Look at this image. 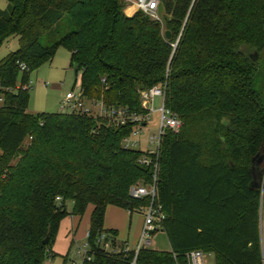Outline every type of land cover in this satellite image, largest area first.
I'll use <instances>...</instances> for the list:
<instances>
[{"label":"trees","instance_id":"obj_1","mask_svg":"<svg viewBox=\"0 0 264 264\" xmlns=\"http://www.w3.org/2000/svg\"><path fill=\"white\" fill-rule=\"evenodd\" d=\"M8 1L0 44L16 35L19 47L0 60V264H44L62 218L89 205L92 259L82 264H131L133 250L101 245L102 233L117 235L105 212L151 203L129 193L155 174L139 160L156 154L123 145L134 123L29 111L30 75L60 46L87 99L144 113L140 93L158 85L182 121L157 154L155 202L171 249L142 247L136 264H188L193 249L215 264H264V188L253 182V169L264 174V0H160L162 20L125 0Z\"/></svg>","mask_w":264,"mask_h":264},{"label":"built area","instance_id":"obj_2","mask_svg":"<svg viewBox=\"0 0 264 264\" xmlns=\"http://www.w3.org/2000/svg\"><path fill=\"white\" fill-rule=\"evenodd\" d=\"M127 3V8L134 7L133 11H143L145 14L150 16L155 20H162V15L160 14V0H125ZM133 13V12H131ZM21 69H26L25 64H21ZM157 97L162 98L161 106L159 108H154L153 104ZM4 100L3 96L0 95V103ZM140 101L142 107L146 112H135L128 109L125 106H108L106 107L102 101H91L86 98L83 88L79 84L77 89H73L64 96L61 103V111L72 113V112H82L88 114L93 113V108L91 105L98 106L99 112L95 115H105L116 125H125L128 123H134L135 127L132 132L123 137V145L128 148H138L141 144V138L139 137L140 133L147 128L148 118L150 111L160 112V126L158 132L149 135L146 138L148 143H155L156 148L148 149V153L156 154V159H153L148 154H144L140 158L142 164L150 165L152 164L155 169L154 181L151 184H133L130 186L129 193L135 198H142L145 196L151 197V203L145 208V218L144 224L140 236V240L134 249L129 247H123L126 251L133 250L135 255L131 264H136V257L139 250L145 245L151 243V238L153 232L160 230L162 222L165 218V213L162 209V205L155 202L157 196V172H158V151L161 143V138L166 130H171L178 132L182 127V121L180 118L168 107H166L165 102V91L161 86L154 85L152 87L143 89L140 93ZM60 200V197H57ZM90 236V231L87 232V239ZM101 245L105 250L116 252L119 248L113 244V240L106 233H102L99 238ZM77 254L83 255L82 260L77 261L73 260L72 264H82L85 260H91L92 254L90 252V246L88 240L83 244L82 247H79ZM208 253L204 252L201 249H193L187 253L188 264H210L207 258ZM47 264H52L48 262Z\"/></svg>","mask_w":264,"mask_h":264},{"label":"rangeland","instance_id":"obj_3","mask_svg":"<svg viewBox=\"0 0 264 264\" xmlns=\"http://www.w3.org/2000/svg\"><path fill=\"white\" fill-rule=\"evenodd\" d=\"M8 7V0H0L1 10H6ZM131 12H134L133 9ZM18 47V36L10 35L4 38L0 44V60L7 54L17 50ZM30 80L31 89L29 110L32 112L60 111L64 96L67 92L77 89L80 84L75 68L71 65V52L63 46L58 48L52 61L44 63L41 67L31 73ZM161 102L162 98L157 97L153 107L155 109L159 108L161 106ZM91 106V108H93V113L95 112L96 114L99 112L98 106ZM147 121V128H144L139 135L142 141L138 148L144 151L156 148V144L148 143L146 138L149 135L158 132L161 122L160 112L156 110L150 111ZM66 206L68 210L71 211L73 201L67 200ZM92 208V205H89L82 216L68 214L62 218L55 242L52 245V250L56 253V255L53 257H47L44 264H47L48 262L52 264H64L63 256L67 253H69V260L67 264H72L73 260L81 262L83 255L77 254V251L79 247H82L87 241L86 232L89 228ZM143 217L145 218V209L134 211L132 217L128 214L124 234L116 235V237L110 236L112 240L114 239L116 241V246L118 248L123 247V243L128 238L130 233V228L133 232L134 228H137L139 225V219ZM144 247L157 250H169L170 242L167 234L164 231L159 230L152 235L151 243L149 245H145ZM207 255L209 263L215 264V255L213 253Z\"/></svg>","mask_w":264,"mask_h":264},{"label":"crops","instance_id":"obj_4","mask_svg":"<svg viewBox=\"0 0 264 264\" xmlns=\"http://www.w3.org/2000/svg\"><path fill=\"white\" fill-rule=\"evenodd\" d=\"M128 214H130V216L132 217L133 212H131L127 209H124L122 207H119V206L108 205L106 212H105V221H104L105 228L117 230V235L124 234V229L126 226ZM143 218L139 219V221H138L139 225L137 228H134L133 232L131 231V228H130V233L128 235V238L123 243L124 247L127 246L130 249H133L138 244V242L140 240L143 224H144ZM89 225H90V222H89ZM88 230H89V228L87 229V232H88ZM87 232H86V236H87ZM170 249H171V245H170Z\"/></svg>","mask_w":264,"mask_h":264},{"label":"water","instance_id":"obj_5","mask_svg":"<svg viewBox=\"0 0 264 264\" xmlns=\"http://www.w3.org/2000/svg\"><path fill=\"white\" fill-rule=\"evenodd\" d=\"M165 35L168 38L170 36L169 31H167L165 33ZM252 57L256 61L258 56H257L256 53H254ZM74 68H75L76 73H78V66L75 65ZM253 177H254V181H253L254 182V185L257 186V187H259V188H262L263 189L264 188V174H262L261 172H259L257 169H253ZM48 239H49V236H47L44 239V243H47L48 242Z\"/></svg>","mask_w":264,"mask_h":264}]
</instances>
